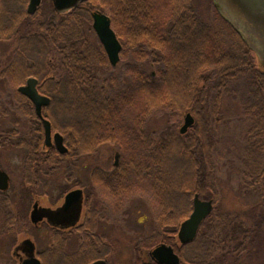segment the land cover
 <instances>
[{
	"label": "trees",
	"instance_id": "1",
	"mask_svg": "<svg viewBox=\"0 0 264 264\" xmlns=\"http://www.w3.org/2000/svg\"><path fill=\"white\" fill-rule=\"evenodd\" d=\"M86 4L89 11L97 9L110 18L116 36L122 37V41L132 38L136 63L147 60L152 70H143L135 63L128 72L130 82L126 86H117L106 79L96 80L99 76L84 62L83 38L62 37L80 35L77 28L80 25L66 28L34 24L23 20V9L0 7V42L16 40L12 59L0 70V78L6 77L11 88L6 99L22 105V100L27 99L17 87L27 77H36L38 91L51 100L43 114L52 129L62 134L68 151L60 154L54 147H47L40 123L30 136H20L15 129L6 132L7 145L35 148L40 176L44 179L65 159L73 161L84 150L93 152L97 143L115 140L118 136L122 138L118 139L122 145H129L132 134L135 144L142 141L147 146L154 141V145L163 146L169 167L167 170L154 168L151 182L132 176L134 171L129 168L132 154L125 146L120 148L122 174L116 184L120 203L137 187L149 190L147 197L151 205L159 209L154 230L138 239L134 247L133 264H157L149 251L159 243L173 246L180 256V264H213L209 217L202 225L205 231L199 235V247L196 239L178 245L177 230L189 214L193 195L209 198V180L214 178L212 124L217 121L219 101L225 93L243 90L241 115L246 122L245 148L249 161L244 176L264 179V69L256 66L253 50L220 14L214 2L213 18L209 22L201 17L192 0H87ZM87 19L88 29L93 31L89 13ZM21 21L26 22L27 30L30 28L28 37L19 35L17 25ZM108 84L111 89L107 88ZM127 99L138 103H127ZM133 105L135 113L131 110ZM53 107L56 111L50 110ZM157 112L168 116V130L162 142L157 141L160 135L155 133H146V139L142 136L145 118ZM185 112L194 117V124L181 135L178 124ZM25 113L37 119L32 110L27 109ZM124 122L130 126L126 130L122 128ZM31 150L24 152V162L28 164L24 171L30 178L34 170ZM137 152V164L149 161L147 153ZM180 165L187 168L180 171ZM222 221L219 218L217 239L220 231L224 237ZM76 234L80 242L69 253L65 248L67 237L57 233L54 243L41 253L42 264H89L96 259H106L108 264L109 250L103 237L92 230H79ZM144 251L148 253V260L144 259Z\"/></svg>",
	"mask_w": 264,
	"mask_h": 264
},
{
	"label": "rangeland",
	"instance_id": "2",
	"mask_svg": "<svg viewBox=\"0 0 264 264\" xmlns=\"http://www.w3.org/2000/svg\"><path fill=\"white\" fill-rule=\"evenodd\" d=\"M13 1L14 0H0V7L4 9H11L13 7L16 8L15 6L17 4H14ZM212 2H214L215 7L217 8L215 4L216 0H192V4L197 7L199 14L207 22H209L213 18ZM221 12L223 11L221 10ZM39 16L40 17H34V19L30 20H33L35 24L39 20H45L47 22L53 19L54 22H57L60 19L59 16L52 17V8L49 0L43 1ZM17 26H19L20 30L19 35L29 34L28 30L30 28L27 30L26 22L21 21ZM84 33L90 40H92L93 37L95 38L93 31H90L88 29V23H85L84 25ZM130 39L133 40L132 38ZM121 40H123L122 37ZM126 42H129V40H127ZM15 43L16 40H4L3 42H0V70L3 69L12 59V50L14 47H16ZM121 55L122 60L120 65L121 68L119 71L120 74L117 73V69L111 74V76L116 80L113 82V84H117V86L119 82V75L122 78L119 82L120 85H127L130 82L128 71L125 73L123 70V64L125 62L127 63V66H129L128 57H126L123 52L121 53ZM253 55L255 56L254 61L256 66L260 69H264V62L260 58V55H257V53L254 52ZM131 62L134 66L136 60ZM138 62L140 63H136V66L139 65V68L148 71L152 70L150 62H148L147 60ZM133 66L131 67V70H133ZM135 70L136 68H134V71ZM96 74L98 75L99 72H97ZM104 75H106V73L103 71V73L101 74V78H103ZM124 77L126 78L123 79ZM7 82L8 81L6 80V77L0 78V132H8L12 129H15L20 136H30L34 134L33 131L37 127V120L33 116L27 115L25 113L27 107H23V105L21 104L17 106L15 105V100L11 101L6 99L8 94L10 96L11 89L10 85ZM108 85L107 88L111 89V86L109 85V87ZM240 93H243V90H235L234 92L225 93L220 98L218 118L217 121H214L212 124L213 129L211 131V134L212 141L214 143L213 147H211V159L213 165L212 170L214 171L213 173H215L213 174V176L218 180V188L221 190L220 200L223 204H226V202H228L231 198V194L229 191V185L231 183L230 180L247 177L244 175L247 174L249 166V161L247 158L248 155H246L245 148L246 122L245 120H243V117L241 115V105L243 101ZM126 102L131 103V99H127ZM136 103H138V101L135 100L134 104ZM23 108L24 111H22ZM50 110L56 111L54 107ZM131 110L134 111L133 113L136 112L135 105L131 107ZM186 112L184 114H186ZM183 117L178 124V128L183 123ZM145 120L146 121L143 124L145 130L144 132H142L143 138L146 139L145 136H148L146 133L149 134V132L153 131V133H155V135L158 137L161 133L157 141L162 142L163 138L166 137L164 133H166L168 130V116L163 112H157L156 114L147 116ZM154 131L158 132L159 134ZM52 132H54V130H52ZM130 136L132 138L133 135L131 134ZM152 137L153 136L151 135V138ZM118 139L121 141L122 138L118 136ZM118 139L116 138L115 140H108L103 145L99 144L100 146L98 145V150L92 155L88 156L85 154H81L73 161L65 159L58 168L53 169L51 174L46 176V179L40 176L41 179L46 181V184L41 183L40 180L39 184L35 185L34 190L32 186L31 188H28L27 184L22 181L20 167L22 155L20 153L21 150L16 149V146L8 144V149L6 150L7 153L6 151L4 152V154L6 155V159H4L3 162V167H5L6 171L10 175V186L6 193L9 197L8 211L11 212L13 208L20 213L19 220L27 219L29 221V211L31 205L35 200H37L43 207H54L55 205L60 204L65 192L76 188L77 186L84 187L87 185L91 167L95 165L103 166L105 168L111 167V163L113 162L114 149L116 147L118 148L117 145H120V147L122 145L118 142ZM153 142L151 141V144H149V146H156L153 144ZM123 146L128 148V145H122V147ZM135 146L137 147V153H145L144 147L146 145L142 144V141L137 142ZM146 147H148V145ZM257 152L260 153V149H257ZM164 153L165 152L153 153L154 156H152V160L155 158V162H157V159H159V164L162 163L163 167H165L167 170L169 165L165 161L167 155ZM69 163H71V169H73L74 172L72 178L68 177L67 169L69 168ZM255 163L256 162H254V165ZM186 168L187 165H180V171L181 169L184 170ZM253 168H255V166ZM19 194L25 196V199L22 202L20 200L21 196ZM95 199H97V197H94L93 201ZM158 210L159 209H157L155 205L148 204L144 200V197L141 200L136 196L131 197L130 194L127 196V198H125L123 203H120L119 209L116 211L114 210L115 213L113 215L109 214V217L107 215L108 218H105L103 220L99 219L101 221L93 220L94 222H101V224L95 227L93 230L95 234L101 236V238L103 237V239L107 243V249L109 250V256L107 257L108 264H133L134 247L138 239L151 234L154 230L155 224L157 223L156 216L159 212ZM11 213L8 214L10 217L12 216ZM21 215L23 216V218ZM22 224L23 223L21 221H17L16 227ZM24 225L25 231L23 234L18 233L13 236V234L11 233L8 237H0V264H19L17 261L11 258V250L13 248V245H15L17 241L21 240L24 237L29 236L35 242L38 249H43L54 243V233L45 222H42L37 228L34 227L30 223V221L29 224L24 223ZM204 231L205 228H202L201 232ZM76 235L77 234L74 232L70 235V238L67 237L66 239L65 248L69 253L74 251L77 244L80 242V238ZM191 247H188L187 249H190ZM222 257L223 254H219V258ZM9 258L10 260L6 262ZM148 258V253L144 251V259L148 260ZM89 264H91V262ZM260 264H264V225L262 233L260 235Z\"/></svg>",
	"mask_w": 264,
	"mask_h": 264
},
{
	"label": "flooded vegetation",
	"instance_id": "3",
	"mask_svg": "<svg viewBox=\"0 0 264 264\" xmlns=\"http://www.w3.org/2000/svg\"><path fill=\"white\" fill-rule=\"evenodd\" d=\"M43 1L44 0H41L40 5L37 8V10L31 14L27 12V6L29 3V0H14L13 3L17 4L15 6L16 8H19V9L24 8L25 14L23 15V20H29L30 22H34L33 20L31 21L30 19H34V17H40L39 15L41 12ZM49 1H50V5L52 8V17L59 16L60 19L57 22H54L53 19L47 22L45 20H41V21L39 20L40 22L37 21V23L51 24L53 25V27L65 26L66 28L68 26L71 28L72 25L74 24H76V26L80 25V27L77 26L78 30H80V35L73 36V35L67 34L62 37H84L83 41L81 42V48H82V52L85 58L84 62L86 63L87 68L89 67V65L91 66L93 73L96 74L97 72H99L98 74L99 78H97L96 80L106 79L109 83L116 81L115 78L111 76V74L116 69L118 71L117 73H119L120 68H121L120 65H121V60H122V57H121L122 52L124 55H126V57H128V63H129V66H127L126 62L123 64L124 65L123 70L125 73L127 71L128 72L131 71V67L133 66V63L131 61H135L136 46H135V41L131 40L130 37H127L129 42L122 41L121 37H116L121 46V49L119 51L118 61L116 62L115 65H112L110 63L108 56L106 54V51L104 49V46L100 42L99 38L96 36L94 31L93 33L95 35V38L93 37V39L90 40L86 37V34L84 33V25L85 23H88V19H87L88 13L90 14V17H91V27H92V14L99 10L94 9V10L89 11V6L86 4L87 0H84V1L77 2V4H75L74 6L66 10L58 11L55 9L52 0H49ZM23 36L28 37L29 35H23ZM91 57L93 58L91 61H89ZM103 71L107 75L101 78V74L103 73ZM125 78L126 77H124L123 79ZM121 79L122 78L119 75V82ZM119 82L118 84H120ZM26 99L27 100H22L23 107H27L28 110H32L34 113V116H36L33 103L27 97ZM131 102L134 103L135 99L133 100L131 99ZM48 106H50V103L49 105L45 107H48ZM45 107L42 108V112ZM22 111H24V108ZM45 118L47 117L45 116ZM36 120H37V127L39 126V123L42 125V122L38 117ZM133 125H134V121H133ZM182 125L183 123L178 128L179 133H180L179 130ZM128 127L130 126L127 125L126 122H124L122 125V128L126 130ZM54 132H52V134ZM149 133L151 134L153 133V131ZM185 133H180V134L182 135ZM5 136H6V132L1 131L0 132V170L4 171L8 175L9 179H8L7 188L5 190L0 189V217H1V220H0L1 221L0 222L1 223L0 224V235L1 236L0 237H3V236L8 237L11 233L13 234V236L18 233L23 234L25 231L24 223L29 224V221H30V223L36 228L39 227L42 222H45L48 225V227L52 229L54 236L57 233H59V234H64L66 235L65 237L70 238V235L72 233L74 232L76 233L79 230H81L82 232H88L89 230L94 231L93 229L101 224V222L99 221L105 218H108L109 214L113 215L115 211L119 209L120 207L119 199L120 198L116 191V184L117 182H119L120 174H122L121 167H120L122 148L120 147V145H117L118 148L116 147L114 149L113 162L111 163L110 168H105L99 165H95L91 167L89 181L87 185L84 187L77 186L76 188L71 189V190H74V189L81 190L80 216L75 224L72 225L69 223L67 219L62 220L59 217H53L50 220L46 217H43L41 220H38L37 222H33L31 218V214L34 209V206L37 205L38 208L43 207L39 204L37 200H35L33 204L31 205V208L29 211V221L27 219L19 220L20 218L19 211L14 210L13 208L11 211L12 213L8 211L9 197L6 193L10 186V175L6 171L5 167H3L4 159H6L5 158L6 155L4 154V152L8 149L7 139L5 138ZM101 136H103V133H101ZM128 142H129L128 148L126 147L125 150L129 151V153L132 154V158L130 157L132 159V162L129 163V168L133 169L134 171L133 173H131L132 176H134L136 179L138 178L145 182L146 181L151 182L153 180L154 168H157V167L163 168V164L162 163L159 164V162H153L152 156L150 154L151 153H163L165 151V148L163 146H152V145L150 146L148 145V147L145 146L144 150H145V153L148 154L147 158L149 159V161L140 162L139 164H137L136 154H135L137 147L135 146L134 137L131 138V136H129ZM105 143L106 141H101L97 143V145H95L96 150H94L93 152H88L87 150H84L85 152L83 151V154L88 155V156L92 155L94 152L98 150L100 146L99 144L103 145ZM47 147L55 148L54 145H49ZM16 149L21 150L20 153L22 154L21 162H20L22 181L27 184L28 188L29 187L31 188L32 186L34 190L35 185L39 184L40 182L39 162L38 160H36V158H38V152L35 148H31L29 146L28 147L18 146L16 147ZM30 150L33 151L34 153V161H33L34 170H33L31 178H30V174H26V172L24 171L25 167L28 166V164L24 162V152L30 151ZM67 151H68V148H67ZM68 167L69 168L67 170H68V175L70 176L69 178H72L74 172H73V169H71L72 167L71 163H69ZM160 181L162 182V180ZM230 181L231 183L229 185L230 186L229 191L231 194V198L228 202H226V204H223L220 200L221 190L218 188V180L216 179V177L211 178L209 180V198H201L199 197L197 193H195L198 195L199 199L201 200H210L212 203V209L210 213L208 214V216L199 225V228L197 230L196 236L193 239V241L196 239V247L197 246L199 247L201 243V239L199 235L201 233L202 228H205L202 225L205 222V220L209 217L210 218L209 231L213 234V245H214L213 250H212L213 264H222V262L223 264H260V235L262 233L263 225H264V217H263L264 216L263 215L264 213L263 212L264 211V187H263L264 179H260V177H256V178L255 177H244L240 179H231ZM109 184H111L112 186L111 188L109 187ZM69 191L65 192L62 198V202L60 204L55 205L54 207L49 206L45 208L56 210L58 207L62 206L64 202V197ZM147 192H150V191L144 190L142 188L134 187L130 194H131V197L136 196L137 198L141 200L144 197V200L148 204H151L150 199L147 197ZM194 195L192 197L189 214L192 212V209H193ZM20 196H21L20 200L22 202L25 199V196L24 195H20ZM94 197H97V199L93 201ZM10 213L12 214L11 217L8 215ZM219 218L220 219L223 218V221L221 224H223L224 227L221 228V230L223 229L225 232H224V237H223L220 231L219 232L220 236L217 239V232L220 229ZM93 220H99L98 221L99 224L98 222H94ZM17 221H21L23 224L16 227ZM78 228H81V229L78 230ZM27 239H29L32 242V245H33L32 250H30V244L25 243V240ZM177 240H178V237H177ZM178 242H179V245H186V244H181L179 240ZM45 248L38 249L36 247L35 242L29 236H27L17 241L15 245H13V248L11 250V258H13L19 264H21L22 261L25 259L36 257L40 260L42 264L41 253L44 251ZM219 254H223V257H222L223 259L219 258ZM9 260L10 258L7 259L6 262H8ZM104 260L106 261V259Z\"/></svg>",
	"mask_w": 264,
	"mask_h": 264
},
{
	"label": "water",
	"instance_id": "4",
	"mask_svg": "<svg viewBox=\"0 0 264 264\" xmlns=\"http://www.w3.org/2000/svg\"><path fill=\"white\" fill-rule=\"evenodd\" d=\"M80 1L84 0H52L55 9L58 11L66 10ZM40 2L41 0H29L27 12L34 13ZM215 4L220 14L240 33L248 46L257 55H260L264 62V0H216ZM92 28L103 44L110 63L115 65L119 58L121 46L111 27L110 18L100 11L94 12L92 14ZM37 83V78L30 76L17 90L33 103L35 114L42 122L44 144L47 146L54 145L58 153L64 154L67 152V147L64 145L62 134L59 132L52 134L51 123L42 114V108L49 105L51 100L48 96L39 93ZM193 122V116L187 113L179 130L180 133H185L193 125ZM8 179V175L0 170V189L5 190L7 188ZM211 209L212 203L210 200H201L197 194L194 195L192 212L181 222L178 228L177 237L181 244L193 241L199 225L208 216ZM80 210L81 190L74 189L65 195L62 206L56 210L45 207L38 208L35 205L31 218L33 222H37L43 217L49 220L53 217H59L62 220L67 219L73 225L79 219ZM25 243L30 244V250L33 249L32 242L29 239L25 240ZM149 255L157 264H180V257L173 246L165 243L156 245L150 250ZM105 263L106 261L103 259L92 262V264ZM21 264H41V262L38 258L31 257L23 260Z\"/></svg>",
	"mask_w": 264,
	"mask_h": 264
}]
</instances>
